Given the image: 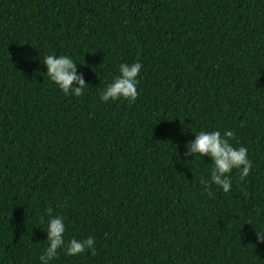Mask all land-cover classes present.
Returning a JSON list of instances; mask_svg holds the SVG:
<instances>
[{
	"label": "trees",
	"instance_id": "trees-1",
	"mask_svg": "<svg viewBox=\"0 0 264 264\" xmlns=\"http://www.w3.org/2000/svg\"><path fill=\"white\" fill-rule=\"evenodd\" d=\"M133 62L136 101L102 102ZM212 130L252 169L210 196L212 161L185 153ZM49 207L96 247L50 264H264V0H0V264H41Z\"/></svg>",
	"mask_w": 264,
	"mask_h": 264
},
{
	"label": "clouds",
	"instance_id": "clouds-1",
	"mask_svg": "<svg viewBox=\"0 0 264 264\" xmlns=\"http://www.w3.org/2000/svg\"><path fill=\"white\" fill-rule=\"evenodd\" d=\"M31 46V45H30ZM47 74L59 90L66 96L74 95L79 97L84 94V89L88 85L82 74H77L76 63L67 55H47L43 60ZM142 68L141 63L132 64L121 63L119 65V75L113 77L111 83L99 93L102 102L127 100L129 103L136 101L139 93L137 91V77ZM232 131H225L223 135L218 130L200 131L195 134V139L186 144V156L199 155L208 156L213 163V167L208 179L201 178L200 184L203 190L210 191L212 185L220 187L225 193L231 189L230 173L233 169H239V179L244 181L249 176L252 169V162L248 158V150L243 147H234L230 141L233 138ZM247 195V193H245ZM50 219L47 225L48 246L40 255L41 264H50L59 255L61 248H64L65 255L76 256L83 254L86 250L90 254H96L95 238L89 236L82 240L71 239L65 245L64 233L65 224L60 216H52L53 209L47 208ZM256 238L259 242H264V232L256 231Z\"/></svg>",
	"mask_w": 264,
	"mask_h": 264
}]
</instances>
